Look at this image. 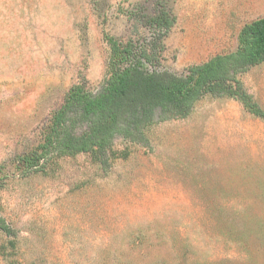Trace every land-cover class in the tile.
I'll return each mask as SVG.
<instances>
[{
	"label": "rangeland",
	"instance_id": "obj_1",
	"mask_svg": "<svg viewBox=\"0 0 264 264\" xmlns=\"http://www.w3.org/2000/svg\"><path fill=\"white\" fill-rule=\"evenodd\" d=\"M174 19L162 36L149 18ZM264 0H0V264H264V117L206 94L142 141L115 137L103 161L17 159L71 86L108 77L105 36L131 40L149 70L176 75L234 52ZM264 112V62L236 76Z\"/></svg>",
	"mask_w": 264,
	"mask_h": 264
},
{
	"label": "trees",
	"instance_id": "obj_2",
	"mask_svg": "<svg viewBox=\"0 0 264 264\" xmlns=\"http://www.w3.org/2000/svg\"><path fill=\"white\" fill-rule=\"evenodd\" d=\"M174 19L162 10L149 18L148 26L166 35ZM109 47L108 77L93 92L82 83L68 90L62 104L42 128L36 148L18 157L19 173L45 172L53 161L89 154L103 161L115 137L142 141V131L159 121L186 118L206 94L227 95L251 114L264 117L257 104L243 91L236 76L264 62V17L243 26L238 48L188 67L184 74L149 70L150 57L131 40L105 36ZM0 167V183L6 179ZM0 230H11L0 219Z\"/></svg>",
	"mask_w": 264,
	"mask_h": 264
}]
</instances>
